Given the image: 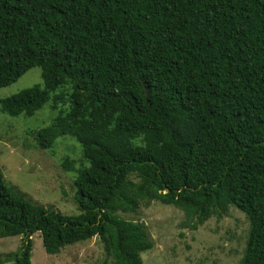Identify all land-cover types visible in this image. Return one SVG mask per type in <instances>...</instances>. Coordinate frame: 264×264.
I'll return each instance as SVG.
<instances>
[{
  "label": "trees",
  "instance_id": "16d2710c",
  "mask_svg": "<svg viewBox=\"0 0 264 264\" xmlns=\"http://www.w3.org/2000/svg\"><path fill=\"white\" fill-rule=\"evenodd\" d=\"M40 68L42 86L0 99V112L58 111L30 136H67L80 213L37 207L0 169V238L21 247L0 264H31L99 236L112 264H143L141 203L181 210L190 228L230 207L248 232L238 264H264V0H0V88ZM68 104L65 110L59 105Z\"/></svg>",
  "mask_w": 264,
  "mask_h": 264
},
{
  "label": "rangeland",
  "instance_id": "374dc122",
  "mask_svg": "<svg viewBox=\"0 0 264 264\" xmlns=\"http://www.w3.org/2000/svg\"><path fill=\"white\" fill-rule=\"evenodd\" d=\"M42 86L40 68H32L15 83L0 88V99L21 90ZM68 104L59 105L65 110ZM58 111L45 104L33 116H9L0 112V169L8 187L34 206L53 209L66 216L80 213L74 199V172L61 166L64 158L73 167L87 166L81 147L67 136L59 137L50 150L36 148L31 132L47 127ZM121 219L142 224L152 248L141 254L143 264H238L243 256L248 222L243 213L230 207L222 217L212 216L196 229L185 214L158 201L143 202L132 213H118ZM31 264H112L99 236L47 254L40 233L31 236ZM21 236L0 238V259L16 252ZM11 264V263H2Z\"/></svg>",
  "mask_w": 264,
  "mask_h": 264
}]
</instances>
